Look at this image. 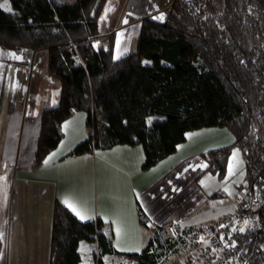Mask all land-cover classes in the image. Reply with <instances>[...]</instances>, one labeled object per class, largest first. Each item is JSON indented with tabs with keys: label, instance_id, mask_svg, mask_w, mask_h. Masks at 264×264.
Here are the masks:
<instances>
[{
	"label": "trees",
	"instance_id": "1",
	"mask_svg": "<svg viewBox=\"0 0 264 264\" xmlns=\"http://www.w3.org/2000/svg\"><path fill=\"white\" fill-rule=\"evenodd\" d=\"M9 3L10 11L0 7V47L44 48L45 71L58 82L56 102L38 111L31 163L57 143L74 109L85 112L87 133L67 153L140 142L142 167L171 152L185 130L224 125L232 140L199 155L220 179L235 145L243 162L236 187L246 198L215 221L214 235L235 264H264V0H170L162 20L139 18L133 48L118 56L113 32L97 31L103 0ZM100 223L53 198L46 264H80V238L95 237L100 252H111ZM164 239L160 248L172 240ZM146 245L123 253L153 264L160 253Z\"/></svg>",
	"mask_w": 264,
	"mask_h": 264
},
{
	"label": "crops",
	"instance_id": "2",
	"mask_svg": "<svg viewBox=\"0 0 264 264\" xmlns=\"http://www.w3.org/2000/svg\"><path fill=\"white\" fill-rule=\"evenodd\" d=\"M133 6L136 11L132 10ZM102 10L106 13L101 16ZM156 10L154 4L142 6V2L136 0L103 1L97 15V31L113 32V56L133 48L139 18L144 14L153 15ZM39 49L42 69L38 78L44 82V89L41 85H35V88L37 92L44 91V96L33 107L30 118L24 120L15 111L11 112V116L0 118V132L8 136V142L3 143L0 165L2 183L5 179L3 188H6L0 202V264L47 263L53 198L65 206L67 200L88 219H101L98 229L107 235L112 250L103 252L105 254L139 251L154 231L150 227L153 223L149 221L202 222L209 216L233 210L237 202L233 198L238 194L234 185L242 180L243 167L238 180H233L236 177L233 178L232 170L229 179L218 180L211 185V190L215 189L217 193H208L206 200L203 189L206 184L196 180L205 171V162L199 152L222 143L190 149L196 142H215L223 136L228 138L227 142L231 141L232 135L223 130L224 125H203L185 130L184 138L175 144L171 152L142 167L143 148L140 142H116L105 148L67 153L87 133L85 112L74 109L61 121V136L57 143L39 163L32 164L38 111L43 106L54 104L58 93L57 79L45 71V50ZM36 50L38 48L0 47V53H3L0 61L11 57L7 53L28 56ZM11 71L13 69H8L7 64L0 66V105L8 104L13 96L12 87L6 85V76ZM204 128L208 130L200 132ZM209 128L212 130L209 131ZM232 149L233 145L230 151ZM46 160L48 163H45ZM192 167L194 171L190 178L179 183V178ZM197 193L198 198L195 197ZM95 241V237L78 239L80 264H92Z\"/></svg>",
	"mask_w": 264,
	"mask_h": 264
},
{
	"label": "rangeland",
	"instance_id": "3",
	"mask_svg": "<svg viewBox=\"0 0 264 264\" xmlns=\"http://www.w3.org/2000/svg\"><path fill=\"white\" fill-rule=\"evenodd\" d=\"M104 1V0H103ZM142 2V6H145L146 4H154L156 9V12L153 13V16L155 17H160L161 15L164 17L166 13V8L170 0H136V2ZM5 0H0V5H4ZM103 4V3H102ZM115 6V5H114ZM138 7L137 5H135ZM141 7V6H140ZM139 7V8H140ZM2 9H10L12 10L9 0H7V5L6 7H1ZM101 9V8H100ZM136 11L135 7H132V10ZM115 10V9H114ZM106 11L102 10L100 12V15H105ZM114 13V11H113ZM98 17V16H97ZM97 21V19H96ZM24 48V47H23ZM42 50H45L42 48ZM20 57V59H15L13 57L6 58L4 60L0 61V66L4 64H7L8 69H13L10 73L7 74V82L6 85L7 87H12L11 92H12V99L9 100L8 104H2L0 105V118L11 116V112L15 111L16 114H20L21 117L23 116L24 120L27 118H30L32 113H33V107H35V104L41 99L44 95L42 93L44 91H38L35 88V85H43L44 82L42 79L38 78L39 73L41 72L42 65H41V53L40 49L36 50L34 54H28L27 55H17ZM44 59V58H43ZM18 70V72L16 71ZM42 89L43 86H42ZM47 89V88H46ZM47 92V90H46ZM50 93H52V89H50ZM13 108L10 109V108ZM152 115H147L145 117V122L146 124H149L150 119ZM1 123V121H0ZM208 130L207 128L201 129L200 132ZM212 130L209 128V131ZM223 130L227 134H231V132L226 128L223 127ZM232 135V134H231ZM8 136H4L3 133L0 132V165L2 163V152L4 151V142H8L7 138ZM228 138H225L224 136L222 138H219L218 140H215V142H207L204 144H199L198 142L194 143L190 149H193L195 147H206V145H209V143H225L227 142ZM198 143V144H197ZM18 152V150H17ZM233 153H236V157H233ZM230 164L232 165V170H233V180H238L239 174L241 172V167H243V162L241 155L239 153V149L233 145L232 151H230L227 159V164H226V170L222 178L218 179L215 177L213 173L205 169V171L200 174L196 180L201 181L206 184L204 185L203 189L206 191V194H204V198L206 200L209 198V190L214 185V183L218 180L225 181L226 179H229L230 173H229V166ZM193 168V167H192ZM231 170V171H232ZM194 171L193 169H190V171H187L185 174H183L182 177L179 178V183H181L184 180H188L190 178V174ZM238 176V177H237ZM238 183H242V180H239ZM210 185V186H209ZM236 186V184L234 185ZM5 187V179L3 180L2 183V173L0 171V202H1V194L6 191ZM4 189V190H3ZM238 194L236 197L233 198V201H236L235 198L237 199V202H235V205L233 207L234 211L238 205L241 204L242 201L246 198V189L243 187L237 188ZM7 190H8V185H7ZM183 194V193H182ZM215 195V194H214ZM196 198L199 197V194L197 193ZM1 210H3V207H1ZM232 211H223L219 214L209 216L208 219L202 221V222H184V221H179L176 222L175 220H170V219H165L163 220L164 222H158L155 220L149 221V223H153L150 227L153 228V232L151 236L149 237V241L147 242L146 248L151 247L152 250L162 253L163 255V260L166 262L170 260V257L175 256V260L173 264H180L186 259H190L193 261L195 264L197 263H203V264H225V263H230V264H235L237 263L238 257L235 255H226L222 251V245L221 243L217 240L215 237L214 233L209 235V229L206 228L205 231L200 235L202 239L199 241L198 244H195L196 240L194 239L196 237L197 231H200L202 227L205 224H210L211 222H215L218 219L224 220ZM156 230H155V229ZM178 229H180L178 231ZM212 232V231H210ZM107 236V235H106ZM165 236L170 237L172 240H168L166 247L159 248V244L166 242ZM162 249V251H161ZM93 253H94V248H92V264H94V259H93ZM157 254V255H158ZM100 255L102 258H110L113 256L116 257H122V256H128L126 254H116V253H110V254H105L103 252H100ZM161 257H155L154 258V263H158ZM176 262V263H175ZM153 263V264H154Z\"/></svg>",
	"mask_w": 264,
	"mask_h": 264
},
{
	"label": "built area",
	"instance_id": "4",
	"mask_svg": "<svg viewBox=\"0 0 264 264\" xmlns=\"http://www.w3.org/2000/svg\"><path fill=\"white\" fill-rule=\"evenodd\" d=\"M215 223L216 222L213 221L210 224H205L200 231H197L196 237L194 238L196 240L195 244H198L199 241L202 239V237L200 235L203 233V231L206 230V228L209 229L208 230L209 231L208 232L209 235L214 233V227L216 225ZM179 230L180 229H178V231ZM210 231H212V232H210ZM163 247H166V246H163ZM147 250L148 251L152 250V248L149 247V248H147ZM161 251H162V249H161ZM163 255L164 254L160 253L158 255V256L161 257V259L158 258V259H160V261L158 263H154V264H173L174 263L175 256L170 257L169 262L168 261L165 262L163 260ZM93 259H94V264H138V258L137 257H131V256L116 257V256H113V257H110V258H102L101 255H100V248H99V246H98L96 241H95V244H94Z\"/></svg>",
	"mask_w": 264,
	"mask_h": 264
},
{
	"label": "snow or ice",
	"instance_id": "5",
	"mask_svg": "<svg viewBox=\"0 0 264 264\" xmlns=\"http://www.w3.org/2000/svg\"><path fill=\"white\" fill-rule=\"evenodd\" d=\"M6 5H7V0H5V4L4 5H0V7H6ZM7 10L10 11V9H7ZM108 10L110 11L111 9H108ZM102 19H104V17H102ZM156 19H161L162 20L163 16L161 15L160 17H156ZM124 22L126 23L127 21H124ZM2 54L3 53H0V55H2ZM7 55H9V56H11V57H13L15 59H20V57L17 56L15 53H7ZM52 155L54 156L55 153H53ZM236 155H237L236 153H233V157L234 158L236 157ZM51 158L52 157L50 156L49 159H51ZM45 163H48V160H46ZM231 170H232V165L230 164V166H229V173L230 174H231ZM65 204L79 219H81V220L88 219V217L82 215L81 212L78 211L77 208L73 204L69 203L67 200L65 201Z\"/></svg>",
	"mask_w": 264,
	"mask_h": 264
}]
</instances>
